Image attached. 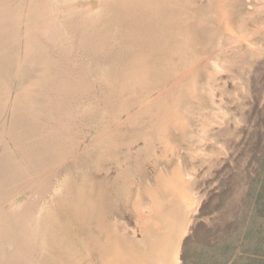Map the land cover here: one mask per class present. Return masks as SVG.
Here are the masks:
<instances>
[{
	"label": "rangeland",
	"instance_id": "374dc122",
	"mask_svg": "<svg viewBox=\"0 0 264 264\" xmlns=\"http://www.w3.org/2000/svg\"><path fill=\"white\" fill-rule=\"evenodd\" d=\"M214 5L208 0H0V264H50L53 235L66 236L69 243L63 257L52 256L94 264L92 249L95 261L104 264L90 238L94 232L106 243L108 232L99 229L101 221L92 209L81 212L90 201L99 202L103 189L119 194L113 203L124 211L112 209L103 221L122 220L131 228L128 233L143 239L141 231L132 232L141 227L137 214L128 211L132 204L125 205V187L140 167L135 153L145 145L139 141L133 147L127 161L133 167L126 173L116 158L111 160L116 144L107 140V148L99 143L115 130L135 134V139L145 130L142 136L153 138L147 133L158 107L156 114H133L147 101L177 91L199 64L196 56L206 52L208 90L203 104L186 100L193 104L185 112L190 108L196 117H191L186 140L182 134L178 140L189 151L204 152L183 159L185 173L196 182L188 187L193 185L199 202L179 260L235 264L254 202L250 195L258 191L264 173V50L232 38L220 16H208L212 7L218 13L217 1ZM87 17L99 22L89 27ZM231 21L243 33L257 32L256 41L264 48L261 0H241ZM53 27L59 31L54 36ZM185 60L195 63L185 66ZM143 66L149 67L145 72L153 84L125 88L127 77ZM160 123L166 125L163 118ZM103 146L101 158L97 151ZM164 154L160 144L146 160L145 173L135 175L140 187L148 182L160 186L161 172L174 175L179 160L166 163ZM98 164L107 169L98 171ZM129 243L140 247L133 239ZM141 247L149 248L145 242Z\"/></svg>",
	"mask_w": 264,
	"mask_h": 264
},
{
	"label": "bare ground",
	"instance_id": "6f19581e",
	"mask_svg": "<svg viewBox=\"0 0 264 264\" xmlns=\"http://www.w3.org/2000/svg\"><path fill=\"white\" fill-rule=\"evenodd\" d=\"M208 1H210L211 6H215L214 1H217L218 4V13L216 14L212 7L211 11H208V16H220V19L224 20V24L226 25L228 31L230 32L229 34H231L232 38L238 37L239 41L247 42L248 46H252L257 51L264 50L263 46L258 41H256V36L259 35L257 32L243 33L241 29L236 30L232 25L231 20L234 8L237 5L239 6V2L241 0ZM261 2L264 5V0H261ZM89 20H91L88 24L89 27L91 25H96L99 22L93 21L92 18L87 17L84 21V24ZM209 22L211 23L210 20ZM206 23V20H203L201 22V24L203 25H205ZM58 33V29H56V27H53L52 36ZM181 35L182 32L180 36ZM187 40L189 42H192L191 39L187 38ZM186 46L188 45L186 44L185 47ZM185 53V50L182 49L181 54ZM207 55L208 53L206 52L201 54V56H196L199 59V64L193 69L189 70V72L186 74V78H184L185 80H182L177 84V91L171 90L167 92L166 95H162L154 100L152 99V101H147V104H145V106H142L137 112H135V114H133L137 118L142 114V111L151 114H156L155 110L153 109L155 107H158L157 113L159 114L156 115L155 118H157V120L159 119V122L157 120L152 122V127H154L153 130H150L151 127L147 129L150 130V132H148L147 134H152L153 138L150 135L142 136V134L146 132L145 130L140 131V133L137 134L136 139L134 138L135 134L131 135L130 133L129 135H127L122 130H115L111 133L109 132L106 138L101 140L99 143L102 144L104 142V145L107 148L111 147L107 140H110L114 144H116L118 151L117 153H113L112 156L115 157L111 156V160L116 158L117 163L121 168L120 171H124L126 173H128L129 168L131 169L133 167V163H127V161L129 162L133 158L132 154L135 153L133 152V147L139 141H143L145 145L135 153V155H137V160L140 163V167L138 168V170H136L135 174L132 175L133 181H128L125 187V205L132 204L133 209L131 207L128 209V211H130L132 214H137V217L139 219L137 221V225L141 227L140 229L136 230L133 228L132 232L137 235L139 231H141V233H143L144 235L143 239L140 240L139 238H134L135 236H132L130 233H128L131 228L122 220H116L115 218L114 222L108 221L110 223H105L103 221V219L107 217V215L112 209H117L119 212L122 211V213H124L123 208L120 207L119 203H113V198L118 197V193H114L108 189H103L99 193V202L95 203L94 201H90L89 206L85 208L84 211H81L82 213H86L88 208L92 209L99 216V220L101 221L99 229L102 231L106 230L108 232L109 239L106 243L103 242L100 236L94 232L92 234L93 237L90 238L91 241L94 243L93 246L96 249V252H99L101 254L104 264H180L179 259H181L180 252L182 240L188 233L191 221L190 216L196 211L197 204L199 202L193 185L191 187H188L189 185H191L192 182H194L195 178L193 179L192 176H189L185 173L183 159L185 157V154L187 153H192L200 157L202 155L201 153L204 152L202 148H197L195 152L189 151L188 149L181 147L178 143V140L179 135L181 134L184 135L185 140L188 137V130H190L191 127V123L189 122L191 120V117L194 115V111H189L190 108L188 109V112H185V108H188L190 105L193 104L186 102V100H196L203 104L202 101L204 97L202 94L203 92L208 90L206 88L207 82L204 78V71L208 68ZM181 59L186 58L182 56ZM188 63L194 64L195 62L185 60V66H188ZM201 67H203V69H201ZM148 68V66H143L142 68H140V72L132 74L131 79L130 77H127V81L124 82L126 86L125 88H128V90H135V88H137V85L147 87L153 84V82H151L153 76L151 75V73L145 72ZM209 70L210 72H212V68H210ZM124 75L127 76L128 74ZM150 91L151 90L148 89L145 93L149 95ZM132 106H135V103H133ZM118 112H121V108L117 109L116 113ZM226 115H228V113L224 112L225 117ZM194 116L193 118L196 117ZM130 118L132 117H129V119ZM137 118L131 121V124L138 122L139 120ZM162 118L166 121V125H161L160 121ZM143 123L144 122L140 121L139 125ZM172 126L175 127V131H173ZM170 131L171 134L165 138L164 136H166L167 133H169ZM176 133H178V135ZM122 137L125 138L123 139ZM131 138L135 141L129 140ZM99 144L94 145V147H92L93 152L99 146ZM160 144L164 147L166 152V154L161 156V159L168 163L173 159L172 157L177 158L179 160L178 168L175 170L174 175L172 177V174H165L161 172L157 177V181L158 183H160V186H154L153 183L148 182V184H146L145 186L143 185L142 188L140 187V185H138L139 180L135 177V175L142 176V174L145 173L147 169L146 160L152 159L154 154L157 153ZM72 146V151H75L76 146ZM90 150L91 148L85 150V155H90ZM103 150L104 146L99 148L97 151V153L100 154L101 158H104L101 154ZM105 154L107 153L105 152ZM122 154L125 155V159L120 158V155ZM192 160L194 159L192 158ZM97 169L98 171L103 172L107 168L105 165L98 164ZM159 171H162V169H159ZM90 178L95 180L91 176ZM100 182L107 183L105 181ZM134 188L138 189V192L136 193L138 199L135 201L134 199H131V197L135 194ZM70 196L71 194L68 195V197ZM171 198L173 199L171 200ZM174 205L176 208H173ZM173 218L175 222L172 221ZM150 225L152 226L151 228H149ZM173 227L175 233H172V236H174V238L171 237L170 234V230H173ZM117 234H119L118 237ZM123 234L126 235V237L122 239ZM153 236L156 237V239H153ZM129 239H133L134 243L140 244V247L137 248L133 245L131 246L129 243ZM116 242H120V246ZM143 242H145L146 245L149 247L148 249H144V251L141 247L143 245ZM68 243L69 242L66 236L53 235L52 242L50 245V252L63 257V254L67 253L66 244ZM59 247H62V249H59ZM110 251H112V254L110 253ZM89 254L91 256V261L94 264H98L95 261L94 256L92 255V249L89 250ZM52 255L48 256L47 260L50 264H79L77 263V260L74 259H70L71 263H65L64 258L58 259Z\"/></svg>",
	"mask_w": 264,
	"mask_h": 264
},
{
	"label": "trees",
	"instance_id": "16d2710c",
	"mask_svg": "<svg viewBox=\"0 0 264 264\" xmlns=\"http://www.w3.org/2000/svg\"><path fill=\"white\" fill-rule=\"evenodd\" d=\"M250 196L254 202L242 233L239 256L233 261L235 264H264V173L258 191L251 192Z\"/></svg>",
	"mask_w": 264,
	"mask_h": 264
}]
</instances>
